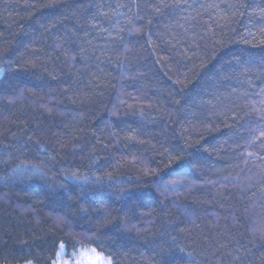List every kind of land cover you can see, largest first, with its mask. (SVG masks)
Instances as JSON below:
<instances>
[{
    "label": "trees",
    "instance_id": "1",
    "mask_svg": "<svg viewBox=\"0 0 264 264\" xmlns=\"http://www.w3.org/2000/svg\"><path fill=\"white\" fill-rule=\"evenodd\" d=\"M260 8L0 0V264H264Z\"/></svg>",
    "mask_w": 264,
    "mask_h": 264
},
{
    "label": "snow or ice",
    "instance_id": "2",
    "mask_svg": "<svg viewBox=\"0 0 264 264\" xmlns=\"http://www.w3.org/2000/svg\"><path fill=\"white\" fill-rule=\"evenodd\" d=\"M124 5H117V7H123ZM205 7V5H201V8ZM212 7H216V5H212ZM104 16H107L108 13H103ZM241 15H243V13H241ZM259 15L261 17V23L264 24V8H260L259 9ZM104 31H107L106 29ZM249 35L251 36L252 34L249 33ZM260 35L261 37H264V28H261L260 30ZM243 43L245 44H248L250 43L248 40L244 39L242 40ZM261 44L264 45V39L261 40ZM9 63V66L11 64V62H8ZM262 68H264V64L261 65ZM5 71V69L3 68H0V73H3ZM244 71H250V69H244ZM262 92H264V89H261ZM177 103H179L177 101ZM246 115H248L246 113ZM259 119H258V123H257V127L255 128H252L250 131L252 133V136H253V139L250 141L251 145L253 147H256L257 146V141H259V147L261 149H264V109H261L258 113H257ZM29 140L32 139V137H29L28 138ZM39 147H43V145H40ZM23 154V153H22ZM249 156L253 155V153H248ZM179 159V158H177ZM20 170V166H18L17 168V171ZM26 171L27 170H30L32 171L33 173H39L40 172V169H39V166H32L30 169H25ZM177 173L175 171H169L168 173H165V175H176ZM110 175V174H109ZM70 178L72 180H75V181H80V180H88L89 178L88 177H84V176H81V175H78L77 172H72L70 173ZM7 179V178H5ZM160 184H163L164 181L163 179L161 178V180L159 181ZM176 184H180L181 187H183V184L182 182L180 181H175L172 185L173 188H175ZM61 187H63V185H60ZM262 239H264V235H262L261 237ZM174 241H175V237L172 238ZM61 247H63V243H61L60 245ZM27 264H31V261L27 262ZM109 264H111V261H109Z\"/></svg>",
    "mask_w": 264,
    "mask_h": 264
},
{
    "label": "rangeland",
    "instance_id": "3",
    "mask_svg": "<svg viewBox=\"0 0 264 264\" xmlns=\"http://www.w3.org/2000/svg\"><path fill=\"white\" fill-rule=\"evenodd\" d=\"M57 264H107L91 250L79 251L73 259L58 261Z\"/></svg>",
    "mask_w": 264,
    "mask_h": 264
}]
</instances>
